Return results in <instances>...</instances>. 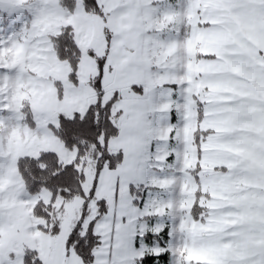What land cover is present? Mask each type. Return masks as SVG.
<instances>
[{
  "label": "snow or ice",
  "instance_id": "1",
  "mask_svg": "<svg viewBox=\"0 0 264 264\" xmlns=\"http://www.w3.org/2000/svg\"><path fill=\"white\" fill-rule=\"evenodd\" d=\"M57 2L65 18L83 11L101 23L104 54L89 49L97 64L88 81L96 102L83 118L77 111L71 120L60 114L59 128L49 122L69 150L76 145L83 155L89 144L95 145L96 177L85 193L75 163L60 168L52 151L32 158L31 169L40 178L32 180L31 192L44 183L52 192L46 206L51 209L57 193L69 196L79 190L84 200L79 219L66 238L59 222L50 230L37 226L49 233L54 252L63 243L62 258L46 260L36 241L7 249L0 243V264H157L165 252L171 264H193L186 259L190 250L205 257L195 264H264V0ZM52 3L0 0V11L8 4L9 17L12 10L24 8L33 16L44 15ZM196 31L227 40L219 50L191 52L188 37ZM71 33L72 25H67L55 37L61 56L76 48ZM14 35L0 37V47L10 46ZM196 63L204 70L193 71ZM114 65L119 68L116 83L108 88L105 69L111 73ZM7 72L0 60V119L9 124L19 122V113L7 106L13 91L5 86ZM70 80L81 87L75 67ZM210 88L217 91L212 94ZM191 112L196 127L189 142ZM205 121L213 123L200 127ZM14 126L0 130V153ZM113 136L125 140L115 152L108 150ZM206 158L210 167L203 163ZM0 161L2 176L8 161L2 155ZM41 161L46 168L39 167ZM105 167L116 173L111 213L107 197L97 196ZM122 200L126 207L118 215L116 205ZM44 208L40 200L35 212L47 224L51 217ZM5 223L11 224L12 217L0 205V230ZM166 224L172 225V243L161 246L158 238Z\"/></svg>",
  "mask_w": 264,
  "mask_h": 264
},
{
  "label": "rangeland",
  "instance_id": "2",
  "mask_svg": "<svg viewBox=\"0 0 264 264\" xmlns=\"http://www.w3.org/2000/svg\"><path fill=\"white\" fill-rule=\"evenodd\" d=\"M17 2L27 3V0H17ZM10 8V5L5 4V10L0 11V18L3 19V24L0 25L3 31H0V37L7 38L15 35L10 46L0 47V60L8 66L7 77L9 79L5 80V86L13 89L12 102L7 106L15 108L19 113V122L13 121L6 124L0 119V130L8 129L10 124H15L7 133L5 146L0 153L8 161L3 175L0 176V193H4V199L0 201V205L5 207L12 217V223H5L3 229L0 230L2 231L0 243L7 249L14 243L32 245L36 241L37 246L42 249L41 254L44 258L53 260L57 257L62 258L63 243L61 242L58 250L54 252L49 233L37 226L42 225L50 230L53 221L57 220L63 230L62 235L66 238L74 221L79 219L80 208L84 200L81 196H74L69 200L56 196L55 203L52 204V219L45 224V219L34 216L33 207L38 200H43L45 204L49 203L51 194L45 189L36 195L28 193L17 171V160L23 156H37L43 151H53L62 163L73 161L76 148L71 150L66 148L49 127V122L56 125L59 113L65 115H71L75 111L82 113L90 103L96 101V92L88 85V81L96 75L97 64L95 58L89 54V49H95L97 55H103L105 45L101 23L97 18L83 11L77 13L76 16L65 18L57 0H53L51 11L44 15L33 16L27 8H24L12 10V15L9 17ZM13 20L15 24L9 26ZM85 20L86 23L83 22ZM161 23L167 25L168 21L162 20ZM67 25H72V33L81 52L77 69L81 87L78 88L73 87L68 78L67 61L57 58L51 42V36ZM226 40L227 38L223 36L207 35L202 31H196L188 37V50L191 52L219 50ZM174 51L175 48H172L169 54ZM204 67L201 63H196L192 70L203 71ZM118 70V66L115 65L111 73L107 68L105 69L106 87L111 88L115 85V73ZM61 87L62 96L59 94ZM215 91L217 90L213 88L210 93L213 94ZM110 94L109 92L108 95ZM24 116H28V119L24 120ZM190 116L192 117L191 128L186 129V138L189 142L192 139V130L196 127L195 112H191ZM33 120L35 124L32 123ZM177 120L178 117L173 114L172 123H176ZM212 123V121H205L200 127L206 128ZM124 145L125 140L122 137L114 136L108 142V150L115 152ZM204 147L208 148L212 145ZM3 162L0 161V163ZM191 163L193 165L195 163L194 147ZM203 163L205 167L211 166L207 158ZM80 165H82L84 174L82 187L87 193L96 177L92 148L85 153ZM115 176V172L105 167L97 188V196H104L108 199L109 213L113 210ZM205 187L211 190L209 185L206 184ZM125 207L126 203L122 200L116 205L117 214H121ZM171 227V224L163 226L167 235L164 245L172 243ZM186 259L195 264L196 261H203L205 257L190 250ZM169 264H171L170 258Z\"/></svg>",
  "mask_w": 264,
  "mask_h": 264
},
{
  "label": "trees",
  "instance_id": "3",
  "mask_svg": "<svg viewBox=\"0 0 264 264\" xmlns=\"http://www.w3.org/2000/svg\"><path fill=\"white\" fill-rule=\"evenodd\" d=\"M65 28H66V26H64V27H63V28H62L57 34L51 36V42H52V44H53V47H54V50H55V52H56L57 58H58L59 60H62V61H67L68 66H69V74H68V78L70 79V74L73 72L74 67H75V69H76V73H77L78 62H79V59H80L81 52H80V48H79L78 44H77L76 41H75V38H74V36H73V33H71V35H72V39L75 41L76 48H75V49H71V54L68 55V56H61V55H60L59 50H58V46H57V42H56V40H55V37L58 36V35H60V33L63 32V31L65 30ZM72 32H73V30H72ZM70 81H71V80H70ZM95 102H96V101H95ZM95 102L90 103V104H94ZM90 104H89V105H90ZM89 105H88V106H89ZM88 106H87V107H88ZM86 109H87V108H86ZM76 112H77V111L73 112L71 115H65V114H63V113H59V114L57 115V119H58V120H57L56 127L59 128V126H60V120H59V115H60V114H63V116H64L65 118L71 120V119L74 118V115H75ZM84 112H85V111H84ZM84 112H82V113L79 112L81 118H83ZM52 131H53V133L55 134V136H56V137H57V138L63 143V145H64L66 148H68V147L66 146V144H65V141L62 139V137H61L59 134H57L53 129H52ZM113 137H114V136H113ZM111 138H112V137H111ZM111 138H110V139H111ZM100 139H101V143H103V137H101ZM73 148H76V155H75V158L73 159V161H71V162H69V163H62V162L59 160L58 155L56 154L57 157H58V162H59V164H60V168H63L65 165L75 163V167H76L77 171H78V172L82 171V173H83L82 165H80L81 159L85 156V153H86L90 148H92V155H93V157H94V159H95V174H96V164H97V160H96L95 157L98 156L99 153H96V151H95V145H94V144H89L88 149L84 152L83 155H80V154H79V150H78V148L76 147V145H72V146H71V149H73ZM68 149H69V148H68ZM43 152H46V151H43ZM52 152H53V151H52ZM41 154H42V152L39 153L37 156H23V157H20V158L17 160V171H18V173H19L21 179L23 180L24 186H25L26 190L28 191V193L33 194V195H36V194L40 193L43 189H45V190H48V191L50 192V194H51V196H50V200H52V192H51V190H50V189H49L44 183H42V184L40 185V188H39V191H38V192H36V193H32L31 190H30L32 180H33L34 178H40V177H37V176L35 175V173L32 171V169H31V165H30V160H31L32 158H37V157H39ZM94 154H95V155H94ZM78 156H79V162H76ZM39 167H41V168H46V167H47V164H46L45 162L41 161L40 164H39ZM60 168H56L54 171L58 172V171H60ZM76 179L79 181L80 185L82 186V182H83V180H84V174H83V176H79V175H78V176L76 177ZM65 191H71V188H66ZM57 196L62 197L64 200H69V199L73 198L74 196H81V194H80L79 190H75V191H71V194H70L69 196H61L59 193H57ZM81 197H82V196H81ZM38 201H40V200H38ZM38 201H36V203H35V205H34V207H33V214H34V216H36V217L46 219L45 217L40 216L39 214H37V213L35 212V207H36V204H37ZM83 202H84V201H83ZM44 205H45L44 210L47 211V212L49 213V216L51 217V215H52V207H51V209H48V208L46 207V206L48 205V203H47V204L44 203ZM51 219H52V218H51ZM51 219H50L49 221H51ZM57 222H58L57 220H54L52 224H55V223H57ZM51 227H52V225H51ZM51 227H50V229H51ZM166 237H167V235H166V231L163 230V232L160 234V237L158 238L159 241H160V243H161V245H164V242L166 241ZM157 264H169V254H168L167 252L163 253V258L158 259Z\"/></svg>",
  "mask_w": 264,
  "mask_h": 264
},
{
  "label": "crops",
  "instance_id": "4",
  "mask_svg": "<svg viewBox=\"0 0 264 264\" xmlns=\"http://www.w3.org/2000/svg\"><path fill=\"white\" fill-rule=\"evenodd\" d=\"M211 89H213V88H210V90H211ZM214 89H215V88H214ZM210 90H209V91H210ZM215 90H216V89H215ZM215 92H216V91H215ZM215 92H214V93H215ZM214 93H213V94H214Z\"/></svg>",
  "mask_w": 264,
  "mask_h": 264
}]
</instances>
